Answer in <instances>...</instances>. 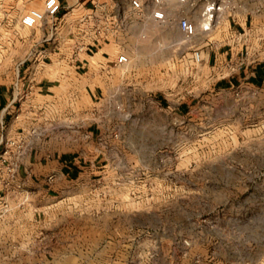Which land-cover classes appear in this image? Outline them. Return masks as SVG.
<instances>
[{"label":"rangeland","instance_id":"rangeland-1","mask_svg":"<svg viewBox=\"0 0 264 264\" xmlns=\"http://www.w3.org/2000/svg\"><path fill=\"white\" fill-rule=\"evenodd\" d=\"M141 1L137 11L130 0H76L68 12L77 23L59 34L88 59L79 79L87 66L105 67L92 77L94 98L82 90L76 107L94 122L103 167L90 182L2 194L0 264H264V81L248 80L264 61V28L234 47L244 60L238 75L232 62L214 70L192 54L198 47L203 59L211 43L230 48L232 15L264 0H164L163 22ZM43 2L0 0V68L30 65L36 46L23 38L41 32L20 18ZM207 2L220 10L202 31ZM181 17L202 34L185 38ZM100 51L101 62L90 56ZM121 54L129 66L115 64ZM66 109L49 105L41 124L67 122Z\"/></svg>","mask_w":264,"mask_h":264},{"label":"crops","instance_id":"crops-1","mask_svg":"<svg viewBox=\"0 0 264 264\" xmlns=\"http://www.w3.org/2000/svg\"><path fill=\"white\" fill-rule=\"evenodd\" d=\"M59 1L61 10L54 22L42 23L38 27L41 32L39 36L23 38L24 42L36 46L34 52L28 53L26 57L30 65L17 69L21 82L19 92L28 94L10 104L14 95L13 83L16 72L10 67L0 68V75L6 76L5 79H0V139H3V142H0V152L4 147V141L7 140H22L25 145L23 154L13 157L14 177L6 180L5 175H2L0 178V197L15 187L30 190L36 186L42 189L46 185L61 186L66 183L73 186L81 180L90 182L96 170L103 167L94 161L96 130L94 122L88 118V110L79 118L76 107L80 91L85 90L91 99L94 98L96 87L93 86L92 77L104 71L105 67L90 69L87 66L83 73L87 76L85 82L79 79V70L88 64V59L85 57L80 59L76 50H67L63 46L67 40L59 34L64 24L76 25L77 20H70L67 15L75 9L77 2ZM246 5L248 7L244 15H232L231 20L235 27L232 46L224 48L218 43H211L204 51L203 63L214 70H219L225 66L224 64L232 62L238 75L244 60L234 55V47L245 43L248 37L255 36L264 28V4ZM10 8L11 5H7L5 10ZM238 33L243 35L238 36ZM235 53L237 55L238 51ZM90 56L100 62L101 58H106L103 51ZM252 68L248 74L250 83L264 81V61L256 63ZM49 74L57 77L51 79L48 77ZM52 102L67 108L66 113H69L67 122H52L48 126L41 124V114L46 107L53 105ZM78 132L81 133V138L77 137ZM11 149L13 151V147Z\"/></svg>","mask_w":264,"mask_h":264},{"label":"built area","instance_id":"built-area-1","mask_svg":"<svg viewBox=\"0 0 264 264\" xmlns=\"http://www.w3.org/2000/svg\"><path fill=\"white\" fill-rule=\"evenodd\" d=\"M178 3H188L190 0H176ZM149 16L154 21L163 22L166 20V9L164 0H149ZM130 5L133 9L137 11H142L145 6L141 0H130ZM61 10V3L59 0H44L42 10L32 9L29 12L23 14L20 18V23L25 27H36L40 26L44 22H48L50 20L52 23L56 19L57 15ZM220 10V7L216 5L215 2H207L202 7L201 16L204 20L202 31H209L214 27V18L215 13ZM179 30L182 32L185 38H193L197 34V28L194 22H192L187 17L179 18L177 22ZM243 33V32H242ZM238 33V36L243 34ZM247 46L245 47V50ZM200 48H193V58L196 62H200L202 60L200 56ZM247 53V50H246ZM242 54V53H241ZM127 62V57L124 54H121L117 57L115 64L122 65ZM16 79L13 83V91L14 95L10 101V104L20 97H24L28 93H20V77L18 74V70L15 75ZM2 125V124H1ZM3 126V125H2ZM0 142H3V139H0ZM13 147V151L11 149ZM25 150V145L22 140L14 141L7 140L4 141V147L0 152V178L2 175H5L6 180H11L15 175V165L13 162V157H17L21 155Z\"/></svg>","mask_w":264,"mask_h":264},{"label":"bare ground","instance_id":"bare-ground-1","mask_svg":"<svg viewBox=\"0 0 264 264\" xmlns=\"http://www.w3.org/2000/svg\"><path fill=\"white\" fill-rule=\"evenodd\" d=\"M167 1V3L170 5V6H172V5H174V4H176V0H166ZM178 4V3H177ZM197 27H198V25H197ZM196 27V28H197ZM162 28H164V30H165V32H166V37L168 38V39H171L172 40V37H171V33H172V31H171V29H170V27H168V25H162ZM197 34L198 35H200V34H202V31L200 32L199 30H198V28H197ZM196 36V35H195ZM182 37V36H181ZM182 39H183V37H182ZM187 41V39L185 40V42ZM182 42H184V40L182 41ZM130 63H131V61H128V62H126L125 63V66H129L130 65Z\"/></svg>","mask_w":264,"mask_h":264}]
</instances>
